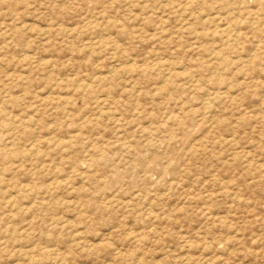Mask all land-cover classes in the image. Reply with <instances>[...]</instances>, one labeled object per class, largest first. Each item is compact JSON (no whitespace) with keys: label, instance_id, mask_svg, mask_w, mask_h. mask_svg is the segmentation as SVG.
Here are the masks:
<instances>
[{"label":"rangeland","instance_id":"rangeland-1","mask_svg":"<svg viewBox=\"0 0 264 264\" xmlns=\"http://www.w3.org/2000/svg\"><path fill=\"white\" fill-rule=\"evenodd\" d=\"M0 264H264V0H0Z\"/></svg>","mask_w":264,"mask_h":264}]
</instances>
